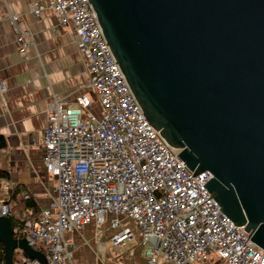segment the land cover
<instances>
[{
    "label": "built area",
    "instance_id": "obj_1",
    "mask_svg": "<svg viewBox=\"0 0 264 264\" xmlns=\"http://www.w3.org/2000/svg\"><path fill=\"white\" fill-rule=\"evenodd\" d=\"M60 26L71 23L78 51L88 59L89 87L99 115L83 93L65 106L53 98L42 135L43 167L56 178V196L37 217L27 210L12 213L16 201L0 199V218L14 215L23 224L28 247L44 257L22 264H70L66 235L87 225L112 231L109 243L122 250L137 243L144 264L204 263L211 251L220 264H264L259 249L243 228L224 216L203 187L211 178H193L159 132L152 129L129 91L101 34L88 0H49ZM45 6L33 2L28 14L38 18ZM20 54L34 47L25 23L8 17Z\"/></svg>",
    "mask_w": 264,
    "mask_h": 264
},
{
    "label": "water",
    "instance_id": "obj_2",
    "mask_svg": "<svg viewBox=\"0 0 264 264\" xmlns=\"http://www.w3.org/2000/svg\"><path fill=\"white\" fill-rule=\"evenodd\" d=\"M152 129L264 251V0H88ZM5 264L14 240L0 218Z\"/></svg>",
    "mask_w": 264,
    "mask_h": 264
},
{
    "label": "crops",
    "instance_id": "obj_3",
    "mask_svg": "<svg viewBox=\"0 0 264 264\" xmlns=\"http://www.w3.org/2000/svg\"><path fill=\"white\" fill-rule=\"evenodd\" d=\"M48 1L0 0V136L6 144L0 150V172L8 176L0 180V199L22 186L40 211L49 209L56 196L57 181L42 162V135L53 98L71 107L76 93H83L91 102L83 115L101 113L97 96L89 87L88 59L78 51L74 27L71 23L60 26ZM33 2L45 6L38 18L28 14ZM10 15L25 23L34 43L25 54L18 52L8 22ZM111 236L108 222L101 227L89 224L79 233L67 234L70 264H144V251L137 243L114 250L109 243ZM208 262L221 263L216 257L193 264ZM168 263L160 260L157 264Z\"/></svg>",
    "mask_w": 264,
    "mask_h": 264
},
{
    "label": "trees",
    "instance_id": "obj_4",
    "mask_svg": "<svg viewBox=\"0 0 264 264\" xmlns=\"http://www.w3.org/2000/svg\"><path fill=\"white\" fill-rule=\"evenodd\" d=\"M6 147L4 138L0 136V150L4 149ZM8 178L7 174L5 172H0V180H6ZM19 194H27V199H24L23 201H16L17 196ZM9 198L10 200H15L16 203L12 207V213L20 212L23 210H27L31 213L32 216L37 217L40 214V210L38 208V205L34 199V197L28 193L24 187L17 186L16 188L9 190ZM10 228L12 230V236L14 240H23L24 238V230H23V224L20 223V221L14 216H10L8 218ZM21 255V258H18L17 255ZM5 250L4 245L0 243V264H5ZM27 259L21 251H14L12 256V264H22V262Z\"/></svg>",
    "mask_w": 264,
    "mask_h": 264
},
{
    "label": "rangeland",
    "instance_id": "obj_5",
    "mask_svg": "<svg viewBox=\"0 0 264 264\" xmlns=\"http://www.w3.org/2000/svg\"><path fill=\"white\" fill-rule=\"evenodd\" d=\"M53 180L56 181V178L54 177ZM128 245H129V244H128ZM128 245H127V246H128ZM127 246H126V247H127ZM126 247H125V248H126ZM125 248H124V249H125ZM17 257H18V258H21V255L18 254ZM215 259H216L215 254H213L211 251H208V261H209V260H210V261H214ZM208 263L210 264V262H208ZM168 264H170V263H168ZM171 264H172V263H171Z\"/></svg>",
    "mask_w": 264,
    "mask_h": 264
}]
</instances>
